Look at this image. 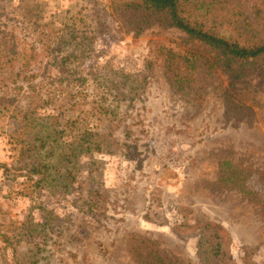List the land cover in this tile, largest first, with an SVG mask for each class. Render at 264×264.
<instances>
[{
  "label": "rangeland",
  "instance_id": "rangeland-1",
  "mask_svg": "<svg viewBox=\"0 0 264 264\" xmlns=\"http://www.w3.org/2000/svg\"><path fill=\"white\" fill-rule=\"evenodd\" d=\"M122 1L0 0V163L12 162L3 128L10 129L13 111L33 97L43 98L46 110L57 111L67 92L87 91L89 107L104 92L109 103L117 101L106 94L107 83L141 89L139 98L121 101L116 109L119 147L83 161L87 190L102 194L105 212L100 216L85 214L78 194H43L36 202L23 198L17 194L20 187L0 171V203L6 212L0 222L24 221L33 207L32 217L44 223L40 203L55 215L40 251L23 243L14 254L0 242V264H32L26 260L30 256H37V264H135L128 249L130 237L137 234L157 240L182 260L205 264L199 237L174 231L182 208L223 225L239 264L245 247L254 249L255 261L264 264V182L250 186L251 196L215 184L221 159L253 167L264 181V122L260 117H225L222 95L228 81L221 73L199 71L202 104L185 103L164 74L162 49L183 50L190 46L187 35L160 27L139 37L127 33L116 16ZM256 2L264 7V0L244 1L247 13ZM261 28L263 34L264 20ZM31 54L25 66L24 55ZM4 57L19 59L12 67ZM258 91L261 116L264 85Z\"/></svg>",
  "mask_w": 264,
  "mask_h": 264
},
{
  "label": "trees",
  "instance_id": "trees-1",
  "mask_svg": "<svg viewBox=\"0 0 264 264\" xmlns=\"http://www.w3.org/2000/svg\"><path fill=\"white\" fill-rule=\"evenodd\" d=\"M244 1L123 0L116 9V16L121 28L135 37L155 27L174 28L187 35L190 46L183 50L162 49L164 74L185 103L195 107L202 104L204 91L197 85L199 71L204 70L209 76L221 73L228 81L222 95L225 117L250 121L260 117L264 122V115L259 114L262 105L257 99L258 88L264 85L261 28L264 7L256 2L251 13H247ZM9 50L18 55L14 49ZM33 56L24 55L25 66ZM5 59L4 64L13 67L19 57ZM91 76L97 80L93 72ZM112 86L107 83L106 94L115 97V103H109V96L104 92L88 107L89 93L82 90L67 92L68 98L57 102V111L46 110L45 100L39 96L33 97L24 108L13 111L10 129L3 128L12 162L0 163V171L20 187L19 196L36 202L43 194L63 197L78 194L85 214L100 216L105 212L102 194L87 190L86 179H82L83 161L94 160L96 154L110 155L111 149L119 147L115 133L121 125L116 109L121 101L133 102L141 96V89L139 92L134 87ZM104 124L108 125L107 130L101 131ZM262 178L253 167L221 159L215 184L219 188H237L251 196L250 186L264 182ZM41 204L38 209L45 216L44 223H37L32 217L33 207L24 221L0 222L4 251L12 250L17 254L23 243L40 251L41 245L48 243L53 226L50 220L55 219V215ZM5 214L0 203V215ZM178 214L181 220L174 227L175 233L199 237V251L205 264H239L232 256L233 238L223 225L197 218L190 208L179 209ZM129 242L128 252L135 264H192L170 254L148 236L132 235ZM254 256V249L245 247L242 264H258ZM35 257L36 260L31 256L26 260L37 264L39 260Z\"/></svg>",
  "mask_w": 264,
  "mask_h": 264
}]
</instances>
